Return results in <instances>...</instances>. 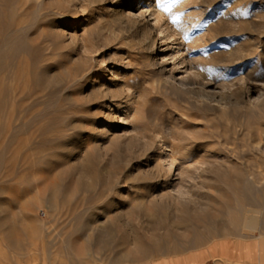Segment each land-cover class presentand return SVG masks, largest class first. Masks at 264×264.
<instances>
[{
  "label": "rangeland",
  "instance_id": "obj_1",
  "mask_svg": "<svg viewBox=\"0 0 264 264\" xmlns=\"http://www.w3.org/2000/svg\"><path fill=\"white\" fill-rule=\"evenodd\" d=\"M4 8L20 28L0 40V264H178L184 252L202 258L195 248L208 243L228 258L210 247L216 239L263 236L264 226L234 220L256 190L225 183L241 175L264 185V0ZM15 38L25 46L20 63L5 55ZM225 193L219 226L204 221ZM146 207L167 213L164 229L177 217L186 227L141 256L134 233L150 224L139 213ZM78 214L96 225L109 218L116 247L75 233ZM127 250L130 260L114 258Z\"/></svg>",
  "mask_w": 264,
  "mask_h": 264
},
{
  "label": "bare ground",
  "instance_id": "obj_2",
  "mask_svg": "<svg viewBox=\"0 0 264 264\" xmlns=\"http://www.w3.org/2000/svg\"><path fill=\"white\" fill-rule=\"evenodd\" d=\"M6 2H7V0H0V40H1V43L3 45H4V43L8 39H6L5 36L4 35L2 36L1 34L6 33L7 31L9 32L10 30H14V29L17 30V29L20 28L19 27V22H18V24L17 23L14 24L13 22H11V21L8 20L9 15L5 11V8L6 7L4 8V5L6 4ZM20 11H21V9L19 10V12ZM12 40H10L9 42H12ZM14 40H16V38ZM21 40H22V38H21ZM21 40L20 41H17L16 40L17 43L14 44V47L12 46L9 49V51L5 54L6 57H7V61L12 60V59H17L19 61V63H20V61L23 58V55L22 54L25 52L24 51L25 46H23L20 43ZM3 58H4V56H3ZM2 76H3L2 78H5L6 77V74L4 73V75H2ZM95 76H96L95 74L92 76V79L90 80L91 82L98 80L97 76L96 77ZM196 85L199 86V89H200V91L203 92V95L204 96H208V91H207L206 87H204V85L202 83L197 82ZM199 89H198V91H199ZM5 91H7V90H5ZM2 92H3V90H2ZM260 162L262 163V161H260ZM231 166H232V164H231ZM246 166H247V164H246ZM249 166H250V164H249ZM233 167H234V164H233ZM250 167H253V166H250ZM261 167H262V165H261ZM247 170H249V169H247ZM261 171H263V170H261ZM249 174H251V173H249ZM252 175L253 176H256L254 174H252ZM229 178H231V177L229 176ZM256 180H257V178H256ZM258 181H260V179H258ZM237 183H240L241 184L240 187H238L239 185H236ZM225 184H228L230 186V188H233L232 190H235V191H236V189L243 190V191L244 190H246V191L247 190H256L255 194H252V195L250 194L251 196L242 193L243 196H244V201H243V204H242L243 206L240 209H238V213H237L238 215H237V217L235 216L236 218H234V217L233 218H234L235 221L240 220L241 223H242V225H243V228H246V229H251L252 230V229H255L258 225L264 226V185L263 186H260V187H257V186H255V180H254V178L252 179V181H250L248 177H243L241 175H237L236 180L235 179H229ZM228 185H225V186H228ZM228 189H229L228 187L225 188V187H219V186L216 188V190H228ZM226 195L227 194L225 193V195H224L225 197L223 199L224 202L223 203H220L219 205L217 204V202H216L217 200L215 199L213 205H211V208L208 211V214H205L206 216L205 215L204 216L202 215L203 218L205 217L204 219L201 217L204 221L209 222V223H211V224H213L215 226H219V224H220L219 214L223 212V208H224L223 205L225 206V204L227 205L229 203V198L226 197ZM262 198H263V201H262ZM234 199H235V197H234ZM223 200H221L220 202H222ZM232 202H233V198H232ZM140 205L142 206V204H140ZM232 206H234L233 203H232ZM146 208L149 210L150 207L149 208L146 207ZM164 208H166V207H164ZM147 209H141V210L139 209L140 210L139 213L142 216V218H144V221L146 223H150L149 226L144 224V225L141 226V229L138 231V233H136V232L134 233V239H136V242H135V252H136L137 255H141V256H143V255L151 252L152 250H154L155 248H157L159 245H162V242L166 238H168L170 236L177 237L178 235H177L176 231L173 228H175V229H178L179 228L180 229V227H182V226L185 225L184 222H186V220L184 219L186 217H182V218L177 217V220L175 219V221H176L175 223L174 222L171 223V219H170L169 220V224H168V226H169L168 229L169 230H167V229H164V226L165 225L163 224L164 221H167L166 220L167 217H168L167 216V213L161 212V211L159 213L158 211H155L156 209L155 210H152V211H150V210L148 211ZM84 210H86V209H84ZM83 212L84 211H82V213ZM228 212H230V211H228ZM228 212H226V213H228ZM198 215H201V214H198ZM223 215H224V219L227 218V214H224L223 213ZM230 217H231V215H230ZM230 217H229V220H231ZM201 218L195 217L194 220L195 221H198ZM75 221L77 222V225H75V229H74L75 230V233L77 232L78 234H80V236L81 235H84L85 238H86V242H88L89 244H91V246H95L98 249H102L103 251L109 250V249H113L114 247H116L117 240L115 239V233H114L115 230H113V226L111 224L112 222H111V220H109V218L108 219H104L103 222H101V224L96 225L95 222L98 221V218H96L95 216H87L84 219H80V215L78 214L76 216V218H75ZM188 221H190V220L187 219V222ZM167 223L168 222H166V225H167ZM221 223H222V221H221ZM241 223H240V226H241ZM226 224H228V222ZM193 225H195V223H193ZM138 226H139V224H138ZM132 227H134V226H132ZM135 227H134V229H135ZM170 227H172V228H170ZM185 227H186V225H185ZM204 228H205V226H204ZM228 228L226 229V227H224V229H226L227 232H229V229ZM131 229L132 228H130V230ZM221 230H222V228H221ZM208 232H209V230H208ZM208 232L206 234H209ZM257 233H258V231H257ZM263 233H264V231H263ZM78 234H76V235H78ZM262 235L264 236V234H262ZM253 238L255 240L254 241L255 242V245L257 243H258V245H260V244H262L264 242V237H262L261 235L260 236L259 235L258 236H255ZM77 240H78V238H77ZM228 240H229V238H220V239L213 240V241L210 242V247L211 248L221 247V250L226 251V252L227 251L230 252V247H229V244H228ZM131 241H134L133 238H132ZM131 243H133V242H131ZM81 245H83V244H81ZM73 247H74V245H73ZM77 247L78 246H76L75 248L77 249ZM81 247L83 249L86 248V247H84V245L81 246ZM80 250H82V249H80ZM87 250H89V249H87ZM72 251L74 252V251H77V250H72ZM132 255L133 254L131 252H129V250H127V251H121V252H118L117 251V253L114 256V258H116V259H129V258H131Z\"/></svg>",
  "mask_w": 264,
  "mask_h": 264
},
{
  "label": "crops",
  "instance_id": "obj_3",
  "mask_svg": "<svg viewBox=\"0 0 264 264\" xmlns=\"http://www.w3.org/2000/svg\"><path fill=\"white\" fill-rule=\"evenodd\" d=\"M254 241L253 237L229 238L228 244L230 252L227 251L229 255L228 258L218 253L211 252L208 248V243L204 246L195 248L199 249L202 258L193 260L191 256L184 252L179 255L178 264H264V256L261 255V253L264 252V242L260 245H258V243L255 245ZM168 264H176V262H169Z\"/></svg>",
  "mask_w": 264,
  "mask_h": 264
}]
</instances>
